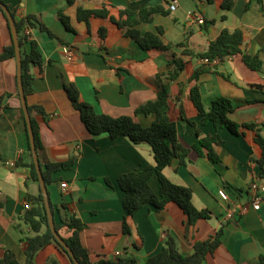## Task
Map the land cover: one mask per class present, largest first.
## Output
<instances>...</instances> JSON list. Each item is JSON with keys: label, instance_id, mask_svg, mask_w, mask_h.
Instances as JSON below:
<instances>
[{"label": "crops", "instance_id": "obj_1", "mask_svg": "<svg viewBox=\"0 0 264 264\" xmlns=\"http://www.w3.org/2000/svg\"><path fill=\"white\" fill-rule=\"evenodd\" d=\"M0 1L14 11L16 19L35 17L29 38L37 42L42 62L30 67L32 91L26 95V103L44 111L34 113L43 145L38 157L41 164L75 159L70 169L51 173L46 188L55 224H62L61 218L66 215H75L84 224L81 241L91 262L130 257L136 264H144L161 249L167 236L174 239L182 255H190L196 241L205 240L222 228L220 244L206 256L204 264H260V257H264V194L260 208L255 210L248 187L252 181L264 184V178L258 176L262 150L254 141L256 134L264 138V93L254 87L264 86V73L248 69L240 55H235L214 62V69L190 80L194 69L204 62L183 50L202 52L221 30L239 28L244 37L242 50L263 58L264 0H231L230 9L221 6L223 0H177L174 11L168 7L171 0H76L73 4L67 0ZM157 5L168 14L156 13L151 22L141 23L138 29L155 33L161 27L163 41L173 44L168 50H143L108 19L90 18L88 30L76 18L77 7L105 6L116 15L121 8L139 10ZM59 10L69 18L72 30L61 22ZM194 11L202 14L203 25L188 21L189 12ZM39 24L56 38H50ZM100 27L106 28L104 38L99 36ZM182 42L185 44L179 46ZM9 43L10 32L0 12V53ZM66 45L75 51L73 61L63 54ZM172 56L186 63L178 77L168 80L167 74L174 68L169 62ZM157 74L162 76L156 79ZM70 83L78 89L79 101L90 104L96 113L128 115L144 127L152 123L154 115L135 114V110L156 97L158 83L168 84L169 115L176 123L180 142L190 146L198 136L215 133L222 140L214 146L218 161L191 151L185 163L175 158L162 170L169 181L191 190L192 204L197 210H206L208 217L190 225L174 202L161 209L145 205L126 218L129 232L124 231V194L117 178L154 165L152 148L146 141L134 143L126 136L92 135L64 90V84ZM194 85L199 88L206 110L213 99L226 98L232 104L228 118L238 124L252 122L255 129L240 128L237 134L225 127L216 130L211 121L203 120L191 101L190 89ZM22 115L15 59L0 60V259L8 250L20 264L26 260L25 238L33 235L22 218L33 206L28 197L36 196L39 190L29 177L28 168L14 165L19 156L27 157L29 142ZM62 182L65 188H61ZM148 183L158 194L157 177L151 176ZM219 189L225 190L228 201L219 197ZM26 202L28 209L24 208ZM232 204L246 209L233 219L224 220L223 215ZM60 233L68 236L70 230L61 227ZM49 258L70 264L53 243L40 249L34 260L36 264H46Z\"/></svg>", "mask_w": 264, "mask_h": 264}, {"label": "trees", "instance_id": "obj_2", "mask_svg": "<svg viewBox=\"0 0 264 264\" xmlns=\"http://www.w3.org/2000/svg\"><path fill=\"white\" fill-rule=\"evenodd\" d=\"M75 1L76 0H67V3L73 4ZM221 6L226 9H230L232 1L223 0ZM0 12L4 16L9 29L7 18L1 8ZM156 13L168 14L160 5L144 7L139 10L121 8L117 11L116 15H112L105 6L96 9H84L77 7L76 18L78 21L84 22L88 30L90 18L108 19L122 31L124 36L133 38L143 50H168L173 46V44L168 42L165 43L163 41V30L161 27H157L155 33L141 32L138 29V25L141 23L151 22L154 14ZM11 15L14 19L18 35V44L20 47L22 63V87L26 97V95L32 91V74L30 72V67L31 65L39 66L42 62L37 42L29 38L24 33V28L26 26L33 27L34 21L36 20L32 15L16 19L14 11H11ZM58 16L65 28L72 30L69 24V18L63 14L62 10L58 11ZM39 27L45 31L50 38H56V36L44 25L39 24ZM98 33L100 37L104 38L106 36V28L100 27L98 29ZM243 39L244 37L241 29H223L216 39L208 43L204 51L192 54L186 49L183 50L185 54H190L194 58H198L200 60L208 59V62H204L194 69L190 76V80H196L201 73L214 69L215 66L211 65L213 64L211 62L213 59L217 58L219 61H222L227 57L235 55H240L242 62L248 69L264 73V57L260 58L257 54L244 52L242 50ZM184 44L185 42H182L178 45L181 46ZM7 59H15L11 33L10 43L6 45L0 53V60ZM169 62L170 64H173L174 68L172 71L168 72L167 78L168 80H174L184 69L186 62L185 60L175 56H172L169 59ZM161 76L162 74H157L156 79H159ZM158 87L156 97L152 100L146 101L135 110V114L144 113L147 115H154L152 123L149 126L144 127L136 122L133 117L128 115L112 117L104 113H96L90 104L79 101L80 94L74 84H64V90L72 101L74 107L78 110L80 120L92 135L106 133L112 138L126 136L134 143L146 141L152 148L154 165H147L139 170L122 173L117 178L118 186L124 194L122 204L126 215L125 220L123 221V228L126 232H129L126 224V218L135 214L136 211L145 205L161 209L167 203L174 202L187 216V223L190 225H193L199 219H205L208 217V212L206 210H197L192 204L191 190L187 187L180 186L169 181L162 174V170L175 158L179 159L180 162L185 163L191 151H194L197 155L205 157L212 162H216L219 158L214 150V146L219 145L222 140L219 134L215 133L213 135L202 137L198 136L196 142L190 146L182 144L178 138L176 123L169 115L168 84L158 83ZM254 87L264 93V86L254 85ZM190 98L193 105L198 110V114L202 116L204 121H211L216 130L218 128L225 127L230 132L237 134V131L240 128L255 129L256 127V125L252 122L238 124L231 121L228 118V113L232 110V104L226 98L217 97L213 99L211 101L210 108L206 110L203 106L200 91L197 85L191 87ZM27 108L34 134L36 151L39 154L43 145L39 136V125L34 118V113L44 114V111L38 106L28 104ZM22 118L27 136L24 115H22ZM186 121L190 124H194V122L189 121L188 119H186ZM254 141L262 150L261 157L258 159L260 166L258 176L260 178H264V138H262L259 134H256ZM26 156L27 157L19 156L14 162V165L15 167H27L30 179L38 184L39 190L36 196L28 197V201L31 202L33 206L25 212L22 218L23 221L29 225L33 233L32 236L25 238L27 245L24 250L26 256L24 264H36L34 260L35 255L40 249L50 243L56 245V247H58L60 251L67 256L70 264H74L66 250L59 244L49 229L47 213L29 143ZM74 161V158H70L63 162H45L44 164H41L39 161L45 184L47 185L50 183L51 173L70 169L74 164ZM153 175H155L159 181L158 194L152 190L148 183L149 178ZM106 182L109 185V181L107 180ZM49 204L53 214L54 210L50 200ZM61 207L66 208L65 203H61ZM61 221L62 224L60 225L54 223L55 229L70 247L78 262L80 264H94L90 260L88 250L81 241V232L84 228V224L81 220L75 215H66L61 218ZM42 227H44L43 231ZM61 227H67L70 230V235H62L60 233ZM222 232L223 230L220 228L209 238L196 241L193 245L192 253L186 256L180 253L174 239L171 236H167L161 249L157 253L150 256L144 264H204L206 256L208 254H212L220 244ZM0 264L20 263L16 260L12 252L6 250L3 257L0 259ZM46 264H59V262L54 258H49ZM97 264H136V262L130 257H117L100 259ZM260 264H264V257L262 256L260 257Z\"/></svg>", "mask_w": 264, "mask_h": 264}, {"label": "water", "instance_id": "obj_3", "mask_svg": "<svg viewBox=\"0 0 264 264\" xmlns=\"http://www.w3.org/2000/svg\"><path fill=\"white\" fill-rule=\"evenodd\" d=\"M0 8L2 9L3 13L5 14V16L7 18L10 33H11V39H12V42L14 45L15 62H16V80H17L18 94H19V98H20V103H21L24 119H25L28 142H29V146H30V149L32 152L33 163H34L37 175H38L40 190H41V193L43 196V201H44V205H45V209H46V213H47L48 226H49L51 233L55 237V239L66 250V252L68 253L72 262L74 264H80L78 262V260L76 259L74 253L70 249V247L67 245V243L62 239V237L59 235V233L55 229L53 214L51 212L50 204H49V197H48V193H47V188H46V184L44 182L43 176H42L41 166L39 163V157H38V153H37L36 147H35L34 134H33V130H32L30 115H29L28 108H27L26 97H25L23 87H22V79H21L22 63H21L20 47L18 44V35H17L16 27L14 24V19L11 15L10 9L2 2H0Z\"/></svg>", "mask_w": 264, "mask_h": 264}, {"label": "built area", "instance_id": "obj_4", "mask_svg": "<svg viewBox=\"0 0 264 264\" xmlns=\"http://www.w3.org/2000/svg\"><path fill=\"white\" fill-rule=\"evenodd\" d=\"M169 10L174 11L177 7V0H171L169 5ZM189 17L188 21L190 23H195L198 25H203L204 19L203 16L200 12L194 11V12H189ZM24 33L30 37V27L26 26L24 28ZM63 54L65 55L66 59L69 61H73L75 59V51L73 50L72 47L66 45L63 47ZM203 62H208V59H203ZM218 61L217 58L213 59L211 62L214 63ZM61 188H65L66 184L62 182L60 184ZM249 192H250V199H251V206L253 209L258 210L260 208V203L262 201V197L264 194V184L259 183L258 181H252L248 187ZM218 195L223 201H228V195L225 192L224 189H219L218 190ZM24 208L28 209L30 208L29 203L24 204ZM244 206H238V205H230L227 210L225 211L223 215L224 220H231L233 219L237 214L243 213L245 211ZM119 252H115V255H118Z\"/></svg>", "mask_w": 264, "mask_h": 264}]
</instances>
